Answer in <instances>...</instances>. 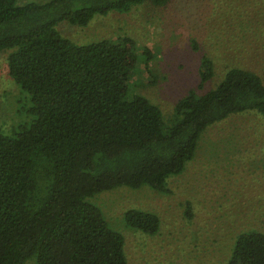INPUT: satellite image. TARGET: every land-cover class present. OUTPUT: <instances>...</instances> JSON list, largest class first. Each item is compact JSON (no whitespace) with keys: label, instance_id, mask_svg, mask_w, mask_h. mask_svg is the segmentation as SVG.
I'll return each instance as SVG.
<instances>
[{"label":"trees","instance_id":"obj_1","mask_svg":"<svg viewBox=\"0 0 264 264\" xmlns=\"http://www.w3.org/2000/svg\"><path fill=\"white\" fill-rule=\"evenodd\" d=\"M168 1L0 0V53L25 116L0 130V264H127L123 235L90 198L120 186L168 193V178L193 158L206 127L235 113L264 117V82L232 67L164 118L145 96L127 97L139 60L150 58L146 48L138 56L128 36L76 44L57 29ZM212 74L203 58L200 83ZM123 220L144 234L159 228L158 216L140 209L125 210ZM224 264H264V231L237 234Z\"/></svg>","mask_w":264,"mask_h":264},{"label":"rangeland","instance_id":"obj_2","mask_svg":"<svg viewBox=\"0 0 264 264\" xmlns=\"http://www.w3.org/2000/svg\"><path fill=\"white\" fill-rule=\"evenodd\" d=\"M29 1L44 0H18ZM57 29L76 44L128 36L138 56L146 48L150 58L139 60L127 97L145 96L164 118L187 93L214 88L229 68L252 70L264 82V0L144 2L126 12L96 14L86 26L59 22ZM5 58L0 53V130L8 133L25 116ZM203 58L212 62L213 74L201 84ZM167 187L168 193H158L120 186L90 198L123 235L127 264H224L237 234L264 231V117L235 113L206 127L193 158ZM127 209L156 214L158 231L126 227Z\"/></svg>","mask_w":264,"mask_h":264}]
</instances>
